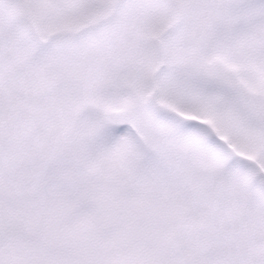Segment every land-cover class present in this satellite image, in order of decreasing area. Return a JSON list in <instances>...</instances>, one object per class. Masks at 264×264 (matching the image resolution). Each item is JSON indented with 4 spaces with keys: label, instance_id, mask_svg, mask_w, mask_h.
<instances>
[{
    "label": "snow or ice",
    "instance_id": "snow-or-ice-1",
    "mask_svg": "<svg viewBox=\"0 0 264 264\" xmlns=\"http://www.w3.org/2000/svg\"><path fill=\"white\" fill-rule=\"evenodd\" d=\"M0 264H264V0H0Z\"/></svg>",
    "mask_w": 264,
    "mask_h": 264
}]
</instances>
